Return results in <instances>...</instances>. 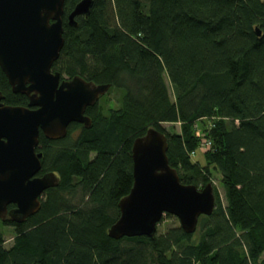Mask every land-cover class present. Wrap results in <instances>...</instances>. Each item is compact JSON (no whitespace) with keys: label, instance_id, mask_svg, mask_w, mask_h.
Returning a JSON list of instances; mask_svg holds the SVG:
<instances>
[{"label":"trees","instance_id":"1","mask_svg":"<svg viewBox=\"0 0 264 264\" xmlns=\"http://www.w3.org/2000/svg\"><path fill=\"white\" fill-rule=\"evenodd\" d=\"M79 1L64 0V43L51 70L109 84L121 91L120 107H87L90 127L71 123L60 139L39 134L38 175L59 182L22 223L0 220L14 229L9 247L0 231V264H264V0H92L72 27ZM0 93L5 105L27 104L1 69ZM149 128L166 136L182 184L203 188L208 166L220 174L226 206L214 189L213 212L192 234L171 227L112 239L133 182L131 146ZM200 135L210 143L204 164L194 160Z\"/></svg>","mask_w":264,"mask_h":264},{"label":"water","instance_id":"2","mask_svg":"<svg viewBox=\"0 0 264 264\" xmlns=\"http://www.w3.org/2000/svg\"><path fill=\"white\" fill-rule=\"evenodd\" d=\"M63 5L64 0H0V69L12 93L27 97L26 106H10L0 93L1 221L22 223L39 210L45 191L58 185L55 173L38 175L39 134L57 140L71 123L90 127L86 108L110 88L78 76L61 79L52 72L64 43ZM91 6L92 0L76 3L67 16L68 25L75 27V18L87 17ZM255 31L260 36L259 29ZM166 152V136L154 128L134 139L133 182L117 203L119 217L107 231L110 238H152L165 214L175 216L183 232L192 234L198 218L213 212L212 185L198 190L182 184Z\"/></svg>","mask_w":264,"mask_h":264},{"label":"rangeland","instance_id":"3","mask_svg":"<svg viewBox=\"0 0 264 264\" xmlns=\"http://www.w3.org/2000/svg\"><path fill=\"white\" fill-rule=\"evenodd\" d=\"M63 79H68V78L63 76ZM165 82L168 88L169 97L172 101H174L173 89L171 85L169 84L167 78H165ZM120 101H121V91L115 88H109L108 91L104 95L99 97L98 101L95 103L94 106L99 108L102 112H106L109 109H118L120 107ZM161 126L164 128V130L167 133H170V134L180 132L178 123H175V124L164 123ZM201 153L202 152L200 153L197 152L194 157V160H197L200 163L204 164ZM202 175L207 180V183H210L212 185L213 191L214 189L217 191L223 206H226L225 190L220 181L221 179L220 174L212 166H208L206 168H203ZM197 189L198 190L201 189L200 185L198 186ZM171 227H179V221L175 216L165 214L162 217L161 221L158 223L156 232L162 233ZM0 231L4 238L5 247H9L12 244L13 237H14L13 227L0 223ZM263 257H264V254H263Z\"/></svg>","mask_w":264,"mask_h":264},{"label":"built area","instance_id":"4","mask_svg":"<svg viewBox=\"0 0 264 264\" xmlns=\"http://www.w3.org/2000/svg\"><path fill=\"white\" fill-rule=\"evenodd\" d=\"M200 136H201V140H200V145L198 146V150L201 152L207 151L210 148V143L206 141L203 135ZM191 155H194L193 152L191 153Z\"/></svg>","mask_w":264,"mask_h":264},{"label":"flooded vegetation","instance_id":"5","mask_svg":"<svg viewBox=\"0 0 264 264\" xmlns=\"http://www.w3.org/2000/svg\"><path fill=\"white\" fill-rule=\"evenodd\" d=\"M53 72V71H52ZM61 79H63L62 77H61Z\"/></svg>","mask_w":264,"mask_h":264}]
</instances>
